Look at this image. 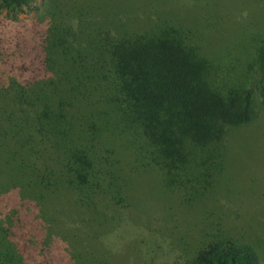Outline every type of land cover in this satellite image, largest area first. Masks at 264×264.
I'll return each mask as SVG.
<instances>
[{
	"label": "trees",
	"instance_id": "1",
	"mask_svg": "<svg viewBox=\"0 0 264 264\" xmlns=\"http://www.w3.org/2000/svg\"><path fill=\"white\" fill-rule=\"evenodd\" d=\"M33 2L0 0V14L16 20ZM73 15L0 31L11 160L0 174V264H117L104 257L113 231L104 208L119 210L116 226L129 223V177L154 172L168 190L208 183L228 129L257 115L254 87L230 78L220 90L209 81L218 62L197 18L158 14L128 25L91 15L75 24ZM255 40L264 95V33ZM164 264L259 262L250 246L224 237Z\"/></svg>",
	"mask_w": 264,
	"mask_h": 264
},
{
	"label": "rangeland",
	"instance_id": "2",
	"mask_svg": "<svg viewBox=\"0 0 264 264\" xmlns=\"http://www.w3.org/2000/svg\"><path fill=\"white\" fill-rule=\"evenodd\" d=\"M33 5L16 20L3 11L0 31L9 34L16 22L32 19L45 25L43 20L66 19L64 14L74 10L75 24L87 22L91 15L128 25L158 14L188 21L197 18L218 62L209 81L220 90L228 87L230 78L247 83L260 99L252 122L228 129L226 153L208 183L186 182V188L168 190L154 172L131 175L129 201L134 206L129 223L116 226L121 213L105 207L110 218L105 230L113 231L105 238V255L92 254L117 264H164L176 252L194 256L208 242L225 237L250 246L259 264H264V95L256 88L263 67L253 61L255 39L264 33V0H34ZM6 118L1 107L0 174L4 163L11 162L3 141ZM189 184L196 194L191 195ZM97 256L88 258L98 260Z\"/></svg>",
	"mask_w": 264,
	"mask_h": 264
}]
</instances>
